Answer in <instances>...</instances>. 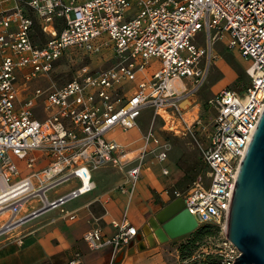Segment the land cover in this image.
Here are the masks:
<instances>
[{
	"label": "built area",
	"instance_id": "1",
	"mask_svg": "<svg viewBox=\"0 0 264 264\" xmlns=\"http://www.w3.org/2000/svg\"><path fill=\"white\" fill-rule=\"evenodd\" d=\"M7 3L12 7L0 12V210L28 207L20 225L51 211L73 221L76 211L65 206L95 189L93 173L101 168L134 161L120 191L126 184L133 189L147 167L168 176L167 144L137 126L141 112L151 110L163 123L160 132L191 139L206 169L205 181L196 178L170 195L182 200L198 228L217 227L222 238L214 253L233 264L239 252L225 237L226 221L264 109V0H0ZM36 29L45 39L40 44ZM222 39L251 61L247 83L207 100L208 120L187 117L177 104L204 85ZM73 52L89 64L61 87L30 92L34 79L48 78ZM150 59L159 64L153 73ZM133 143L139 148L127 158ZM111 227L109 238L92 229L82 241L90 250L125 254L137 230L125 218ZM79 257L67 264H80Z\"/></svg>",
	"mask_w": 264,
	"mask_h": 264
},
{
	"label": "crops",
	"instance_id": "2",
	"mask_svg": "<svg viewBox=\"0 0 264 264\" xmlns=\"http://www.w3.org/2000/svg\"><path fill=\"white\" fill-rule=\"evenodd\" d=\"M127 136L135 137V133L130 132ZM119 139L127 142L125 136ZM138 148L130 150L131 154L135 155ZM165 166L169 176H162L158 166L147 167L141 171V177L133 189L128 184L123 191L118 189L119 186L106 192H96L94 189L78 205L73 206L72 201L70 207L66 205L65 209L76 211L73 221L60 218L57 212L51 218L26 226L22 236L0 243V264H67L76 253L80 256V264H126V259L131 264H161L163 260L158 254L159 245L151 231L148 234L145 232V226L149 216L154 217L163 209L159 208L161 203L165 204L169 199L166 192L165 199L159 192L168 186L177 189L182 177L168 161ZM152 190L160 199H154L150 194ZM123 218L137 230L125 254L114 255L110 248L90 250L82 241L83 234L92 229H99L103 236L111 237L114 234L111 222H120Z\"/></svg>",
	"mask_w": 264,
	"mask_h": 264
},
{
	"label": "rangeland",
	"instance_id": "3",
	"mask_svg": "<svg viewBox=\"0 0 264 264\" xmlns=\"http://www.w3.org/2000/svg\"><path fill=\"white\" fill-rule=\"evenodd\" d=\"M11 7V3H7L3 6H0V12L4 9ZM43 41H45L44 37H42V35L36 29L35 43L40 44ZM226 45V39H222L215 44L213 48V52L215 53L214 64H212L210 68L207 79L204 85L194 95L181 100V102L177 104L181 114L187 113V117L196 115V117L200 118L202 121H206L208 120V117L212 114L211 111H209V109L205 105L207 100L222 91L240 90L241 86H245V84L247 83V78L244 71L250 67L251 61L245 60L240 57L236 50H227ZM101 53H103V51ZM100 54L98 56H100ZM96 61V57H93L92 67L94 69L98 68ZM148 63L151 66L149 73H153L159 69V64L155 59H150ZM87 64H89V61L86 58H83L79 52H73L72 55L61 59L55 64L54 70L48 78L34 79V81L29 85L30 92H33L36 88L45 89L50 84H53L55 87H61L71 80L73 73L77 69L86 66ZM106 66L108 65H105V67ZM37 77L40 76L38 75ZM126 86L129 87L130 85L127 84ZM38 111L39 108L34 107L32 109V112L35 117L40 119L42 114ZM162 125L163 123L159 118L153 119V111L151 110L142 111L137 122L140 134H143L151 129L155 131L161 137L162 140L165 141L168 149V162L169 164L173 165L174 169L176 170V172L179 173V175H182L178 182L182 183L180 187L181 189H175L171 188V186H168L167 188H164L163 191L159 192L163 194L162 197L164 199L166 198L164 197V192H167L166 195L169 197L168 201L165 204L161 203V207L159 208H164L174 200L173 196L170 195L173 190H178L179 192L185 191L187 187L191 184L189 179H191L192 177H194V180H196V178H200L202 181H205L206 172V169L202 165L199 158V154L196 148L194 147L191 139L187 137H175L171 134L160 132L159 129L162 127ZM138 146V143H136L135 145L133 144L129 147L128 151L130 152V150L132 151V149ZM133 155L134 154H130L128 158L132 157ZM124 159H126V157ZM133 165L134 161L124 162L121 169L108 166L94 172L93 176L96 185L95 191L106 192L115 187L120 186L126 181L127 171ZM171 168L172 167H170L169 169ZM30 172L31 171L25 172L22 175H26ZM175 186L176 185H174V187ZM63 187H65V185L57 188L56 190L60 191ZM150 194L154 197V199H160L159 195L157 196L155 190H152V192L150 191ZM51 195L52 193H49L48 197H50ZM86 198L87 197L85 196L70 203L72 205H78ZM70 203L67 204V206H69ZM29 212L30 210L28 207L22 206L18 213L13 211L0 215V230L7 226L13 225L17 221H19L24 214ZM56 213L57 212L55 211H51L48 214L43 215L39 219L33 220L32 222L24 226L15 225L13 229L7 230L0 234V243L8 241L9 239H15L17 237L22 236V230L26 226H29L30 224L33 225L39 221H44V219L46 218H51ZM155 216L156 214L154 215V217H151V215L149 216L150 218L147 220L146 223L147 226H149V220L155 219ZM216 230L217 229H214V227L197 229L192 234L188 235L186 238H180L165 244H159L158 241L155 239L159 245L158 254L163 260L161 264H180V249L185 247L196 235L202 236L199 245H192V247L184 251V253H192L193 259L197 261L202 260V256L200 254L204 253V251H202L203 249H201L203 246H207V248L209 247L207 250L208 253H214L222 238V234H220L219 230ZM125 261L127 262L126 264H131L129 263L130 260L126 259Z\"/></svg>",
	"mask_w": 264,
	"mask_h": 264
},
{
	"label": "water",
	"instance_id": "4",
	"mask_svg": "<svg viewBox=\"0 0 264 264\" xmlns=\"http://www.w3.org/2000/svg\"><path fill=\"white\" fill-rule=\"evenodd\" d=\"M179 201L168 204L145 226V232L151 231L159 244L198 229ZM225 237L239 252L233 264H264V109L238 169Z\"/></svg>",
	"mask_w": 264,
	"mask_h": 264
},
{
	"label": "trees",
	"instance_id": "5",
	"mask_svg": "<svg viewBox=\"0 0 264 264\" xmlns=\"http://www.w3.org/2000/svg\"><path fill=\"white\" fill-rule=\"evenodd\" d=\"M189 181H190V183H192L194 181V177L189 179ZM181 185H182V183H178L177 189H181L180 188ZM206 227H212V228L214 227V229H217V227H215L213 225H204V226L199 227L198 229H203ZM197 234H199V233H197ZM187 236L182 237V238H186ZM201 238H202V236L196 235L194 238H192V240L185 247L180 249V252H181V263L180 264H222V259L218 255H216L215 253H212V252H209L207 254L201 253L200 255L202 256V260H199V261L193 259L192 253H187V254L184 253V251L191 248L192 245L193 246L199 245ZM208 248H207V246H203L201 249H203V250L207 249L208 250Z\"/></svg>",
	"mask_w": 264,
	"mask_h": 264
},
{
	"label": "bare ground",
	"instance_id": "6",
	"mask_svg": "<svg viewBox=\"0 0 264 264\" xmlns=\"http://www.w3.org/2000/svg\"><path fill=\"white\" fill-rule=\"evenodd\" d=\"M179 201V199H174L172 202H175V201ZM179 202H182V201H179ZM171 203V202H170ZM169 203V204H170ZM166 207V206H165ZM162 210V209H161ZM160 210V211H161ZM5 213H10V211H7V210H5V209H2V210H0V215H2V214H5ZM21 220V219H20ZM20 220L19 221H17L16 223H14L13 225H10V226H7V227H5V228H3V229H1L0 230V233H3V232H5V231H7V230H10V229H12L15 225H20Z\"/></svg>",
	"mask_w": 264,
	"mask_h": 264
}]
</instances>
